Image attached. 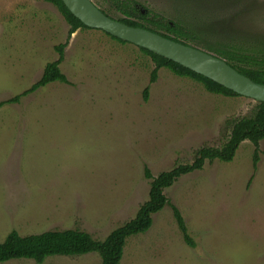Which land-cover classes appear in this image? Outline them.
I'll return each instance as SVG.
<instances>
[{
	"label": "rangeland",
	"instance_id": "obj_1",
	"mask_svg": "<svg viewBox=\"0 0 264 264\" xmlns=\"http://www.w3.org/2000/svg\"><path fill=\"white\" fill-rule=\"evenodd\" d=\"M137 1L168 19L189 4L199 6L195 11L205 22L240 11L231 30L237 42L262 49L264 0L252 1L249 10L241 3L217 8L221 12L210 0ZM198 22L191 28L199 36L206 30ZM67 30L48 2L0 0V100L39 79ZM202 41L192 44L204 49ZM63 51L59 68L69 83L50 82L0 107V242L11 230L29 235L66 228L102 240L148 198L144 167L156 176L191 162L203 146H220L232 122L251 115L256 104L207 92L163 67L149 83L150 57L100 29H77ZM252 152V143L243 140L230 161H206L163 190L180 211L194 247L184 242L165 205L152 214L145 232L126 238L118 264H264V138L255 170ZM0 264L101 260L88 252Z\"/></svg>",
	"mask_w": 264,
	"mask_h": 264
},
{
	"label": "trees",
	"instance_id": "obj_2",
	"mask_svg": "<svg viewBox=\"0 0 264 264\" xmlns=\"http://www.w3.org/2000/svg\"><path fill=\"white\" fill-rule=\"evenodd\" d=\"M43 1L52 4L67 23L66 40L54 46L57 53L56 59L45 64L39 79L21 93L0 100V107L4 104L17 103L22 96L30 94L50 82L69 83L59 68L64 56L63 49L73 32L77 29H89V27L73 16L61 0ZM92 1L103 13L127 25L145 28L193 47L196 46L192 42L203 40L204 47L202 48L205 51L224 59L231 67L254 82L264 84V42L258 44L262 46V49L258 47V49H253L252 46L248 47L249 45H245L240 41L237 42V35L231 31L234 27L233 21L240 15V11L226 17L219 18L215 16L210 22H205L201 18V13L195 11L199 9L198 5L189 4L181 12L177 11L174 18L168 19L156 13H151L137 0ZM175 1L179 2L181 0ZM252 1L254 0H210L209 2L215 7L216 12H221L217 8L227 9L231 8V5L239 3L242 4V8L250 9L249 5ZM198 21L201 27L206 30L205 34L199 35L201 39L191 28V25ZM105 34L121 43H126L108 33ZM210 38L214 40L209 41ZM138 48L150 57L154 65L149 75V83L155 81L158 69L163 67L174 75L188 77L200 83L207 92L224 96H240L201 74L156 55L145 48ZM147 97L148 86L144 87L142 91L144 101L147 100ZM230 126L229 133L220 146H203L197 149L191 162L176 164L167 171L159 172L156 176H152L149 170L144 167V175L150 179L148 198L140 204L133 218L112 229L102 240L94 239L88 232L76 228L46 230L29 235H19L16 230H11L0 242V263L19 258L32 259L35 263H42L45 258L52 255L69 256L96 252L100 257L101 264H118L126 238L130 235L145 232L152 223V214L165 205L171 207L184 242L190 247H194L195 243L188 234L180 211L175 205L169 203L163 190L170 187L179 177L202 169L206 161L209 163L215 159L223 162L230 161L239 143L243 140H248L253 145L252 167L255 170L259 159V142L264 138V102H256L251 115L234 120Z\"/></svg>",
	"mask_w": 264,
	"mask_h": 264
},
{
	"label": "water",
	"instance_id": "obj_3",
	"mask_svg": "<svg viewBox=\"0 0 264 264\" xmlns=\"http://www.w3.org/2000/svg\"><path fill=\"white\" fill-rule=\"evenodd\" d=\"M69 12L89 28L100 29L122 41L171 60L240 96L264 102V84L239 73L224 59L145 28L130 26L103 13L92 0H61Z\"/></svg>",
	"mask_w": 264,
	"mask_h": 264
}]
</instances>
